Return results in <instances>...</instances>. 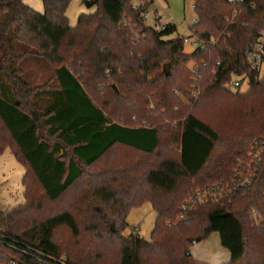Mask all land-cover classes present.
<instances>
[{
  "label": "trees",
  "instance_id": "16d2710c",
  "mask_svg": "<svg viewBox=\"0 0 264 264\" xmlns=\"http://www.w3.org/2000/svg\"><path fill=\"white\" fill-rule=\"evenodd\" d=\"M41 1L39 13L0 0V155L10 150L25 168V202L0 207V264H198L194 242L214 233L226 264H264V226L249 217L264 216V155L248 190L185 210L189 195L231 183L254 145L264 148V77L249 58L264 0H193L190 30L215 43L192 53L170 38L175 26H146L154 0L138 9L81 0L93 11L74 26L71 0ZM30 60L52 67L45 85L26 79ZM190 61L202 76L193 108ZM235 80H247V92L232 89ZM145 205L157 216L149 241L125 234L130 212Z\"/></svg>",
  "mask_w": 264,
  "mask_h": 264
},
{
  "label": "rangeland",
  "instance_id": "374dc122",
  "mask_svg": "<svg viewBox=\"0 0 264 264\" xmlns=\"http://www.w3.org/2000/svg\"><path fill=\"white\" fill-rule=\"evenodd\" d=\"M71 1L72 3L67 10L66 16L69 18L70 25L74 26L76 25L81 14H89V12L93 11V8L87 9L83 5V2L81 0ZM24 2L26 3V5L28 4L31 8L39 13H42L44 11V3L41 0H24ZM193 5V0H154L153 4L151 5L150 11H155L156 14H158L162 18V21H167L169 19L173 21V24L176 26L177 32L170 38H176L178 35L181 37H189L190 33L192 34V30H190L189 27L196 21V13L194 12ZM130 31L131 32L129 33V36L136 41L137 37L134 36L132 30ZM136 32L138 33V31ZM192 43L193 38H190L186 42V51L188 53H192L196 49ZM200 66L201 63L196 61H190L186 65L187 70L192 75V86L190 89L191 97L193 99L192 108L197 103L200 95L202 94L200 84L202 76L200 77L198 82H195L194 75L192 73L193 69L199 70ZM24 70L26 72V79L30 80L34 86L45 85V83L50 80L53 74V69L49 66V64H43L35 60H30L24 67ZM259 73L261 78L264 77V64L260 66ZM241 89L242 92H247V80L244 82ZM177 97L183 104L187 103L186 97L184 98L179 93H177ZM157 105V102H153L150 99V110L153 111L154 114L162 116L164 111L159 110ZM24 174L25 168L23 164L19 162L17 158H15L10 150H6L3 154L0 155L1 210L10 211L25 202V189L22 185ZM188 197L186 198V200L188 199ZM128 217L129 228L127 229V231H125V234L127 235L133 232L138 234L141 238L149 241L151 239V234L153 232L152 230L155 226L157 218L152 208L149 205H145L141 207V209H135L129 214ZM222 251L226 255L229 254V251L224 248L223 245H221L219 235L214 234L210 239L205 240V242L198 244V246L192 247V257L195 261L198 262V264H218L220 262H216V260H214V256L220 254V252Z\"/></svg>",
  "mask_w": 264,
  "mask_h": 264
},
{
  "label": "built area",
  "instance_id": "2783aa9c",
  "mask_svg": "<svg viewBox=\"0 0 264 264\" xmlns=\"http://www.w3.org/2000/svg\"><path fill=\"white\" fill-rule=\"evenodd\" d=\"M231 3H236L238 0H229ZM147 2H151V0H134L133 6L134 8H143ZM151 8V7H150ZM150 8L146 9L143 12L145 24L149 29H154L157 32H164L167 30V27L175 26L171 19L167 21H162V18L156 14L155 11H150ZM124 27L132 30L135 37H139V34L134 30L133 24L125 19L122 23ZM176 27V26H175ZM190 31V30H189ZM176 38L185 39L187 42L190 38H193V45L195 48H206L208 45L214 44V42H206L202 40L199 36L195 35L193 32L190 33L189 37H181L177 36ZM250 61L258 66L264 64V32L258 40L257 45L249 54ZM218 65L222 64V61L219 60ZM192 73L194 75L195 82H198L201 75H198V70L193 69ZM195 87V86H194ZM232 89L238 90L241 87V83L238 80H235L232 85ZM263 146H259L257 144L252 148L250 161L247 164H242L239 162L238 169H236L234 174V179L231 183L220 182L218 184L209 185L206 188L197 190L195 193L188 197L186 200L185 210L190 208L191 210L197 208L198 206H203L205 204H218L219 202L228 201L233 199V197L241 192H244L249 189V187L254 183V179L256 178L259 169L261 168V163L264 155ZM250 219L254 223L256 227L264 226V216L256 211L250 212ZM187 215L181 214L180 219L185 220ZM195 245V242H194Z\"/></svg>",
  "mask_w": 264,
  "mask_h": 264
},
{
  "label": "crops",
  "instance_id": "0c3cea01",
  "mask_svg": "<svg viewBox=\"0 0 264 264\" xmlns=\"http://www.w3.org/2000/svg\"><path fill=\"white\" fill-rule=\"evenodd\" d=\"M150 206V205H149ZM151 207V206H150ZM134 210H132L131 212H133ZM130 212V213H131ZM137 229V228H136ZM214 234H217V233H214ZM214 234H212V235H214ZM212 235L208 238V239H210L211 237H212ZM219 235V234H218ZM219 238H220V236H219ZM207 239V240H208ZM194 246H198V244H195ZM191 255H193L192 254V249H191ZM215 257V259L214 260H216V262H220V263H218V264H226V263H228L230 260V253L228 254V255H226V254H224L223 253V251L222 252H220V254H218V255H216V256H214ZM225 257V258H224ZM219 260H221V261H219Z\"/></svg>",
  "mask_w": 264,
  "mask_h": 264
},
{
  "label": "water",
  "instance_id": "95a60500",
  "mask_svg": "<svg viewBox=\"0 0 264 264\" xmlns=\"http://www.w3.org/2000/svg\"><path fill=\"white\" fill-rule=\"evenodd\" d=\"M169 65H170L169 63L167 65H165L166 71H168Z\"/></svg>",
  "mask_w": 264,
  "mask_h": 264
}]
</instances>
